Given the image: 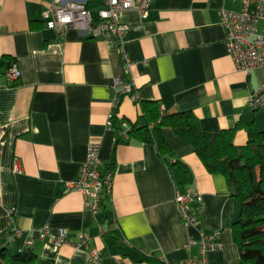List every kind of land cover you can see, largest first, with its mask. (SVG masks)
<instances>
[{
	"label": "crops",
	"instance_id": "1",
	"mask_svg": "<svg viewBox=\"0 0 264 264\" xmlns=\"http://www.w3.org/2000/svg\"><path fill=\"white\" fill-rule=\"evenodd\" d=\"M150 1L147 17L136 10L119 14L128 26L119 41L75 27L64 33L48 28L44 12L52 0H0V63H16L21 71L11 82L4 74L7 63L0 67V244L11 253L31 241L39 257L57 264H184L199 251L198 244L186 248L189 238L199 241L201 233L218 231L222 249L208 253L209 263L249 264L240 261L234 242L240 205L225 176L209 172L170 127L164 130L171 146L166 162L155 144L107 126L112 83L122 77L133 82L136 97H122L116 118L130 125L140 122L138 102L159 100L166 112L192 111L208 133L237 127L238 145L248 139L240 121L264 130V107L249 105L264 83V67L236 68L220 17L221 9L240 11L243 2ZM86 2L97 18L103 1ZM91 140L100 143L101 169L113 171L112 190L97 213L79 190L66 186ZM15 158L20 173L13 171ZM176 160L190 168L187 185L176 184ZM187 189L203 197L201 204H190L196 217L191 225L175 201ZM60 230L72 243L88 234V246L57 245ZM93 249L96 262L90 260Z\"/></svg>",
	"mask_w": 264,
	"mask_h": 264
},
{
	"label": "built area",
	"instance_id": "2",
	"mask_svg": "<svg viewBox=\"0 0 264 264\" xmlns=\"http://www.w3.org/2000/svg\"><path fill=\"white\" fill-rule=\"evenodd\" d=\"M104 7L98 11V17L93 16L92 11L87 6L86 0H52L49 8L44 12L48 17L46 26L57 29L64 33L69 27H75L80 31H86L93 36H103L106 39L122 40L128 26L119 21L118 17L122 11L136 10L142 17H147L151 8L150 0H102ZM243 8L240 11L221 9L220 17L222 24L227 29L228 51L234 60L238 70L250 72L253 69L264 67V0H242ZM123 51V48H122ZM123 57L126 56L123 53ZM5 76L11 82L17 81L21 77V71L16 63L11 64L5 71ZM112 86L115 95L112 101V109L108 116L107 126L113 127L116 111L125 95L136 97L132 81H126L122 77H116ZM249 105L252 109L258 110L264 107V83L249 96ZM120 136H129L131 125L126 120L119 121ZM2 128L0 127V134ZM100 158V143L91 140L88 144L87 157L82 162L76 177L67 182L68 189L79 190L87 207L97 213L103 204L104 199L110 195L113 183V171L111 169L102 170ZM13 171L20 173L22 164L20 159L15 158ZM177 210L186 225L196 222V217L190 212V204L203 202L202 195L191 189L185 193H178L176 196ZM14 233L20 231L14 228ZM48 235V230L44 229L40 233L43 240ZM219 232L214 231L209 234L201 233L199 241L189 238L186 248L190 251L192 246L198 244L199 251L190 253L184 264H210L208 253L210 251L221 250L222 245L217 241ZM57 245L72 244L77 248L87 247L89 242L88 234H81L79 240L72 243L64 230L58 231L54 235ZM32 242L28 243L31 246ZM90 260L98 261L99 254L94 249L90 252Z\"/></svg>",
	"mask_w": 264,
	"mask_h": 264
},
{
	"label": "trees",
	"instance_id": "3",
	"mask_svg": "<svg viewBox=\"0 0 264 264\" xmlns=\"http://www.w3.org/2000/svg\"><path fill=\"white\" fill-rule=\"evenodd\" d=\"M6 63H0V67ZM7 65L9 67L10 63ZM138 103L140 122L131 125L129 136L155 144L159 156L167 162L171 146L164 130L170 127L182 141L193 147L209 172L225 176L232 195L240 205V216L232 225L240 261L264 264V130L258 129L252 122L240 121L238 127L246 129L248 139L245 144L238 145L235 142L237 127L208 133L201 128L198 117L192 111L166 112L159 100ZM119 121L115 116L113 127L118 131ZM171 171L179 186L192 181L190 168L182 160H176ZM0 264L57 263L39 257L31 246L11 253L0 244Z\"/></svg>",
	"mask_w": 264,
	"mask_h": 264
}]
</instances>
